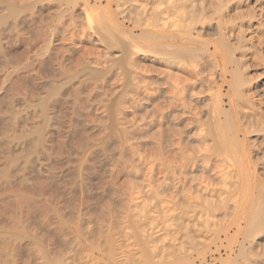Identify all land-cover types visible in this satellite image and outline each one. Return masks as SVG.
<instances>
[{
	"label": "bare ground",
	"instance_id": "bare-ground-1",
	"mask_svg": "<svg viewBox=\"0 0 264 264\" xmlns=\"http://www.w3.org/2000/svg\"><path fill=\"white\" fill-rule=\"evenodd\" d=\"M43 1L47 5L51 4V7L49 5L50 12H54V21L58 25L50 24L51 21L47 23V27L44 25L47 28L46 37L40 35V38L43 36L44 40L42 39L43 44L37 45L38 47L36 46L38 40L34 41L36 37L33 39V36L25 33L27 38L24 34L25 39L21 38V41L25 43L27 50H25L27 53L25 55L29 56H24L23 59L17 56V60L8 49L17 43L18 37L20 39L18 35L21 33L16 31L20 28H18L19 22L26 19L30 21L34 13L38 15L37 7L40 4L36 8L35 6ZM103 3L105 10L97 15L98 18L89 17L88 13L86 14L88 17L83 13H81L83 18L80 19V14L78 16L77 8L81 7L80 9L84 10L88 8L89 10ZM250 3L251 0H0V74L4 76L1 80L3 78L4 83L9 80L13 83L15 80L13 87L17 86L14 84L18 82L16 84L28 87V92L35 95V102L32 106L34 112L23 115L26 119L32 115L35 120L29 128L23 121L25 119L19 118L22 116H19L22 111L15 106V100L12 99L14 95L11 97L9 96L11 94L6 96L4 93V98L0 97V135H3L0 138V264H153L156 261L159 264L158 261L165 260L174 263L176 260L180 262L178 258L186 259L189 251L198 247L197 245L205 241L209 235L219 237L231 231L237 233L243 224L247 225L249 231H255L254 227L259 222L264 223V194L239 186V181L247 177V173L245 174L237 167L226 171L231 166L224 164L226 170L220 169L223 163L219 165L217 158L220 156L218 150L221 147L218 149L216 138L212 139L210 146H207L208 142V144L204 142L208 141L210 136L215 137V134L208 131L216 130L218 121L216 112L210 105L208 108L210 109L208 111L209 123L207 122L209 127L206 124L207 129H205L210 135L205 131V135L203 134L206 136L203 145L205 143L207 145L205 144L206 147L204 146L202 150L196 147L197 151L189 155L187 139L194 136H189L192 128L196 125L199 128L198 124L202 123H200V109L192 102V96L195 93L191 90L192 83L189 85L184 83L186 81H183L184 78L180 79L169 71L176 69L179 72L177 68L182 62L198 59L192 68L196 75L201 76L199 80L204 79H202L203 64L198 63L200 59L195 55V50L189 46L196 41L191 37L178 35L177 31L182 29L187 34L195 32L200 35L199 30L203 26L197 29L195 25L199 22L214 21L217 23H215L216 26L218 25L220 31L218 34H221L222 40L214 44L213 52L207 56L209 57L208 62L216 66L223 64L225 66L223 71L227 65H230L233 78L239 81V89L235 90L238 91L237 97L243 96L244 98L246 95L244 96L245 92L243 94L244 90L242 91L241 86L246 79L244 68L248 64L247 60L255 56L253 40L263 28L260 21L256 22V13ZM254 3L258 8L257 11L263 10L262 0H256ZM95 7L94 10H96ZM227 10L233 11V14L228 12L226 15L224 11L227 12ZM26 12L32 15L30 19L28 18L30 15ZM67 13H69L68 19L62 23L64 14ZM118 19L121 20V24L114 26L119 22ZM127 24L133 25V28L130 26V31L126 30ZM118 27L122 32H128V36L124 37L116 33ZM41 29L44 30V28ZM13 33L18 34V37ZM59 34L67 37L65 38L66 49H62L64 53L57 48V41L54 42L55 36ZM23 42L21 45L24 47ZM33 44L37 47L35 50L30 49ZM204 47H202L203 51L204 49L207 51L208 46ZM56 48L61 50V54L65 55L66 52L67 59L80 51L78 55L79 63H81L80 69L73 72L72 67L69 69L64 66L67 68L66 71L71 72L69 71L63 79L64 75L57 72L62 76L61 80H55V75L53 78L51 73L55 71V69L52 70L51 64L54 68L57 65L63 68L66 59L61 62L64 58L61 54L59 56L61 55L62 58H58L60 61L56 56L53 57L56 55ZM219 51L220 53L236 51L239 54L234 59L225 53L226 57H223L227 61L225 65L218 59ZM52 52L55 54L51 56ZM203 53L207 55L206 52ZM145 55H153L152 57L155 58L153 61L150 59V67H148L152 70L139 62V59ZM21 56L23 57V54ZM31 56L39 65L36 63L37 72L33 70L28 75L36 73L35 76L39 77L33 75V78L30 75L31 79L27 80L29 76H26L27 79L24 77L27 75L26 71L34 69L31 65L35 64L31 63L33 61ZM29 59L31 65L27 62ZM159 59L164 61V67L167 69H161L162 72L158 74L162 73L164 76L151 75L150 73L160 70L157 62ZM54 60L60 63L57 64ZM24 69L25 75H18L19 72L24 73ZM45 74H52V79L50 77L46 82L47 75ZM145 74L151 75H148V78L145 76L148 81L143 78ZM40 75L44 77L41 78ZM12 76H15L13 81ZM119 76L123 78L124 92L117 98L116 86H113L116 80L118 82L117 77ZM37 78H45L43 80L45 83ZM122 78L120 77L121 80ZM152 85L156 86V89L153 88L155 90H150ZM82 86H89L90 95L88 92L86 93L88 96L84 94L83 91L86 92V90ZM131 87L136 89V92L133 96L129 92V97L126 95L128 92L126 89L131 90ZM82 89L84 90L81 92ZM113 95L115 98H112ZM123 95H126L129 102L131 99L130 108L126 107L129 102L124 103L126 99ZM162 95L165 99L161 97ZM5 97L6 99L8 97L7 101ZM159 98L163 99L159 100ZM7 102L11 116L5 115L6 105L4 103ZM250 107L247 108L250 109ZM136 110L143 111L142 118L141 116L134 118ZM67 112L70 114V117L67 114L68 121L73 128L66 126L71 130L76 129L77 131L72 135L78 136L81 140L72 146L71 142H68L72 141L71 138L74 139L70 135L72 131L68 130L70 131L68 132L69 128L66 127V132L64 129L63 132V125L60 124V120L65 118ZM133 113L135 116L130 117ZM127 116L131 119L128 118V120ZM226 124L230 125L229 121ZM153 129L158 140L155 138L156 140L152 142L153 139L150 138H152ZM17 133L28 140L25 144H21L18 150L11 151L10 145L15 139L13 134ZM201 133L197 132L195 136L197 135L198 138L199 134L202 138ZM87 135L89 139L94 138L91 147L88 146H90L89 142H92L89 139V142H86ZM148 140L152 143L150 150L153 153L150 154L153 158L146 160L152 162L154 160L156 164L151 163V166L149 163L148 165L147 163L151 161L147 162L145 160L147 155L143 153V156H146L137 155L139 162L136 167H133V159H136L135 155L138 154L135 151L142 150L144 146L146 148L150 143L147 142ZM67 143H70L71 149L78 146L81 150H85V155L83 158L81 156L82 159L78 160L76 167L67 153ZM186 150L188 154L185 153ZM106 151H111L115 156L113 169L106 168L108 166L105 161ZM10 152L13 155L9 156ZM35 153L37 154L36 163L45 167V173L42 175L41 172H37L38 175L34 177L25 176L27 174L22 175V168L34 166L31 156ZM11 156H22L24 159L21 168H17L15 173L9 169L11 162L13 163ZM195 158H202L201 163L205 162L203 163L205 164L204 174L200 179L192 174L199 160ZM214 158L220 168L213 162ZM111 164L109 163V166ZM231 164L239 165L236 159ZM118 173L123 175L124 183L128 184L126 192L123 191L121 195L116 191L117 188H114ZM161 175L162 178H160ZM9 188L13 189L10 200L6 194ZM106 190L112 200L119 196L123 197L118 198L121 200V207L123 206V215L119 211L117 214L120 216L111 215L109 207L103 204L101 198ZM46 194L51 201L46 200L47 198L38 199ZM148 200L150 204H146ZM255 206H258L259 211ZM92 209L94 210L93 215H91ZM80 211L84 212L82 215L87 216L83 219L86 222L79 223ZM220 214L228 219L223 222V219L217 218ZM91 217L93 220L90 219ZM248 230L245 237L250 235V233L248 235ZM121 243L126 244L125 250L134 247L139 252V254L136 252L138 255L134 254L137 255L134 257L140 255L141 259L126 256L120 249ZM246 243L247 241H242L239 250L240 252L247 250L248 255L253 252V248L251 243L248 247ZM253 254L251 257H254ZM249 259L247 258L251 263L252 259ZM218 260L222 261V258L219 256Z\"/></svg>",
	"mask_w": 264,
	"mask_h": 264
},
{
	"label": "rangeland",
	"instance_id": "rangeland-1",
	"mask_svg": "<svg viewBox=\"0 0 264 264\" xmlns=\"http://www.w3.org/2000/svg\"><path fill=\"white\" fill-rule=\"evenodd\" d=\"M254 1H256V0H254ZM253 0H251V3H250V5L251 6H253V7H251V8H253V11L256 13V22L258 21V23H259V21H260V23H262L263 24V28L258 32V34H257V36H256V38L253 40V45L255 46V50H254V53H255V56L254 57H250V59H248L247 61L248 62H246V63H248L247 64V66H248V68H247V66H246V68H244V69H246L245 71H244V69H243V71H244V75H246L245 76V78L247 79H245V81H247L246 83H244V82H242V91H243V94H244V92H245V94H244V96L246 97H244L243 98V96L241 97V98H238L237 97V92L238 91H235V90H238L239 89V81L237 80V78L235 79V78H233V72L231 71L232 70V67L229 65H227L226 64V60L223 58V57H226V56H224V54L226 53H228L232 58H234V59H236L237 58V56H238V54H239V52L237 53L236 51L235 52H233V53H229V52H227V51H222V53H220V51H219V54H218V59H219V61L220 62H222V63H225V65H227L226 66V68H225V70L223 71V69H224V65L223 64H220V65H218V66H216V65H211L210 64V62H208V60H209V57H207V56H209V54H211L212 52H213V50H214V44L217 42V43H219L222 39V37H221V34H218L220 31H219V28H218V25L216 26V22H214V21H211V23L210 22H208V21H206V22H204V23H201V22H199V24L197 23L195 26H196V28L198 29L201 25L203 26V27H201V28H199V29H201V30H199V33H200V35H198L197 33H195V32H193V33H188L187 34V32L186 31H184V30H182V29H179L178 31H177V34L178 35H180V36H182V37H191L192 39H194L195 41H196V43H194V44H189V46H190V48H192L193 50H195V55H197L198 56V58L200 59V62H198L199 64H203L202 65V71H204V72H202V79L203 80H199V78L201 77H199L198 75H196V73L194 72V69L192 68L193 67V65H194V63L195 62H197L198 61V59H193V61H189V60H185L184 62H182V64H180V66H178V68L177 69H179L180 71L178 72V70H176V72H175V70L174 69H168L169 71H172V74H174L175 76H178L180 79H183L184 78V80L183 81H185L184 83H186V84H191V90L192 91H195V93H194V96H192V102L200 109L199 110V113H200V123L203 125H199L198 124V126H199V128H197V125L195 126V127H193L192 128V130H191V134H189V136L191 135V136H193V138H189V139H187L188 141H187V145H188V147H187V150L189 149V155L191 154L192 155V153L193 152H196L197 151V149H196V147H199V150L201 149H203L204 148V146L206 147V145L207 146H210L211 145V142H212V139L213 138H216V142H217V144L219 145L218 146V155H220L221 156V158H219L218 156V158L217 159H219L218 160V164L220 165V164H222L223 163V165H222V167L224 166V164H228L229 165V167L231 166V168H227V170H226V165L222 168H220V166L219 165H217V160L214 158V160H213V162L216 164V166H219V168L220 169H224V171L226 170V171H228V170H232L233 169V167H237L238 169H240L241 171H244V173L247 175V177H245V178H247V179H245V178H243V179H241L240 181H239V183H238V185L239 186H241V187H247V188H249V189H253L255 192H261V193H263L264 194V8H263V10L261 11H257V7H256V3H254L253 4V2H254ZM47 2V1H46ZM262 3H263V7H264V0H262ZM38 4H40L39 5V7H41V9H39V7H37L38 6ZM46 5V6H45ZM49 5H50V7H51V4H48L47 5V3H45V1H43V2H40V3H37L36 4V6H35V8L37 7L38 8V15L36 14V13H34V14H32V15H30V14H28L27 12H26V14H28V15H30V16H28V18L30 17L31 18V16H32V18H31V20L29 21L28 19H26L25 21H22L21 23L19 22V25L20 26H18V28L20 29H16V31H18L19 33H21L20 35H18V34H14V33H16V31L13 33L15 36H20V39H19V37L17 38L18 39V41H17V43L16 44H14L13 46H11L8 50L10 51L9 53L15 58V59H17V56L19 57H21L22 59L24 58V56H26L25 54H27L26 53V48H25V43L23 42V41H21L23 38L25 39V35L27 34H29V36L31 35V37L34 39L35 37H36V40L34 39V41H36L37 42V40H38V42H37V44H36V42L34 43V44H36V46L37 45H42L43 44V42H42V39L44 38L43 36H45L46 35V29L47 28H45V26L47 25L48 26V24H49V22L51 21V23L50 24H54L55 26H56V21H54L55 20V14H54V12H50V7H49ZM54 5V4H53ZM43 7V8H42ZM93 7V6H92ZM95 7V6H94ZM94 7H93V9H89L88 10V8L86 9V10H84V9H78L77 8V10H78V12L77 11H75V14H77L78 13V16H79V14H80V19L81 18H83L84 16L81 14V13H83V14H87L89 17H92L93 16V18H98L99 16H97L98 14L100 15V13L101 12H103L104 10H105V4L103 3V5H99V7L97 6V8H96V10H94ZM91 8V7H90ZM112 9L114 10V7H112ZM111 9V10H112ZM83 12H82V11ZM89 12H88V11ZM90 10H93V11H90ZM48 12H50V14L48 13ZM77 12V13H76ZM228 12H229V14H233V11H228L227 10V12L226 11H224V13L227 15L228 14ZM41 15H40V14ZM46 15H45V14ZM47 14H49V15H47ZM68 14V15H67ZM67 14H64L65 16V18L63 17V20H62V23L63 22H65V20L66 19H68V17H69V13H67ZM91 16H90V15ZM102 14V13H101ZM231 14V15H232ZM37 15V16H36ZM86 15V16H87ZM38 16H40V17H38ZM82 16V17H81ZM87 16V17H88ZM29 18V19H30ZM34 18V19H33ZM41 18V19H40ZM79 18V17H78ZM44 19V20H43ZM52 19H53V21H52ZM28 20V21H27ZM41 20V22H39ZM10 20H8V22H9ZM118 21L119 22H117V23H115L114 24V26H116L117 24L118 25H120L121 24V20L120 19H118ZM29 24H28V23ZM37 24H36V23ZM46 22V23H45ZM67 22V21H66ZM208 22V23H207ZM24 23V24H23ZM45 23V24H44ZM48 23V24H47ZM120 23V24H119ZM216 23V24H215ZM10 24V23H9ZM25 24H27V25H25ZM35 24L38 26V28H40V29H38L37 28V26H35ZM39 24V25H38ZM41 24V25H40ZM205 24V25H204ZM33 27H32V26ZM45 25V26H44ZM58 25V24H57ZM210 25V26H209ZM212 25V26H211ZM25 26V27H24ZM31 26V27H30ZM42 26V27H41ZM46 26V27H47ZM131 25L129 24H127V26H126V30H128L129 29V31L131 30V27L133 28V25L130 27ZM27 27H28V29H27ZM137 27V26H136ZM39 30H37V29ZM41 28H44V30L43 29H41ZM32 29H34L33 30V32H32ZM137 29H138V27H137ZM22 30V31H21ZM37 30V31H36ZM40 30L42 31H44V33H43V31L42 32H40ZM119 30V31H118ZM120 30L121 29H119V27H118V29H116V33H120L119 35H121V36H123L124 35V37L127 35V33L128 32H122V30H121V32H120ZM8 31V30H7ZM25 31V32H24ZM17 32V33H18ZM28 32V33H27ZM40 32V33H39ZM46 32V33H45ZM8 33V32H7ZM26 33V34H25ZM43 33V34H42ZM25 34V35H24ZM218 34V35H217ZM14 35H12V36H14ZM23 37H22V36ZM27 35H26V38H27ZM39 37H38V36ZM40 35H43V36H41V38H40ZM59 35H61V34H59ZM55 36V38H54V42L56 43V41H57V48H59V49H66V47H65V44H66V42H65V38L67 39V37H65V36H63V35H61V36ZM128 36V35H127ZM38 37V38H37ZM43 37V38H42ZM46 37V36H45ZM61 37H64V38H60ZM22 38V39H21ZM40 38V39H39ZM30 39V38H29ZM56 39V40H55ZM20 40V41H19ZM44 40V39H43ZM41 41V42H40ZM61 41V42H60ZM21 42V43H20ZM22 42H23V44H24V47H23V45H21L22 44ZM65 42V43H64ZM40 43V44H39ZM231 43H235V41L233 42V41H231ZM20 44V45H19ZM34 44L32 45V46H30V49L31 50H35V48H37L36 46H34ZM69 43H67V45H68ZM66 45V46H67ZM205 45H207L208 47H207V51L204 49V51H203V48L202 47H204ZM33 47V48H32ZM196 47H198V48H196ZM56 48V49H57ZM89 48V47H88ZM189 48V47H188ZM196 48V49H195ZM202 48V49H201ZM205 48V47H204ZM59 49H57V51H55V53H56V55H54L55 53L54 52H52V54H51V56L52 55H54L53 57H55L56 56V58L58 59H61L62 57H64L63 58V60H61V62H63L64 61V59H65V61H67V60H71V59H73V60H71L70 62H66L67 63V65H66V63H65V61H64V63H63V68L62 67H58V65L57 66H55V68H54V66H53V64H51L50 66H51V68H52V70H54L55 69V71L54 72H52L51 70V73L53 74H51L52 75V77L54 76V77H56L55 78V80L57 79V80H61V75H64L63 77H62V79L63 78H65V75L67 76V74H69V71H66V69L67 68H71V71H73V72H75L76 70H79L80 69V64L81 63H79V57H78V55H80L79 53H80V51H79V53L78 52H76V53H74L72 56H71V58H69V59H67V57H65L66 56V52H65V55L64 54H61L62 52H63V50H62V52H60L59 51ZM200 49V50H199ZM25 51V53H24V51ZM201 50H202V53H201ZM21 51L23 52V53H21ZM54 51V50H53ZM12 52V53H11ZM203 52H206L207 53V55H205V53H203ZM64 53V52H63ZM20 54V55H19ZM23 54V57L21 56ZM59 54H61V55H63L62 57H61V55L59 56ZM250 55H252V54H250ZM27 56H29V55H27ZM26 56V57H27ZM57 56H59V57H57ZM153 56V55H152ZM151 55L149 56V55H145V56H143L142 58H140L139 59V62H141L143 65H145V66H147V68L148 67H150V62L151 61H153L155 58H153ZM31 58H32V56H31ZM255 58V59H254ZM258 58V59H257ZM22 59H19V60H22ZM56 59V60H57ZM58 59V60H59ZM77 59H78V61H77ZM150 59H151V61H150ZM253 59H254V61H253ZM18 60V59H17ZM31 60H33V61H31V63L32 62H34L35 63V59L34 58H32ZM56 60H54L55 62H57ZM160 60V59H159ZM157 61L158 62V68H160V70L159 71H157V72H155V73H150L151 75H153V74H158L160 71H161V69L162 70H166L167 68H165L164 67V61H162V60H160V61ZM252 60V61H251ZM26 61V60H25ZM30 61V59L29 60H27V62H29ZM60 61V60H59ZM58 61V62H59ZM55 62H53L54 63V65H56V63ZM57 62V64H59ZM82 62V61H81ZM24 63H26V62H24ZM36 63L38 64V62L36 61ZM33 64L32 63V65L30 64V62H29V64L34 68V69H31V71H26V73H27V75H25V69H24V73H18V75H20V76H24L26 79H27V77L26 76H29L28 77V79L27 80H30L31 79V77H33V75H34V77H36L35 76V74L36 73H32V75L31 74H29L28 75V73L30 72H32L33 70L34 71H36L37 72V70H35V69H38L37 68V66L39 65H37V64ZM72 63V64H71ZM75 65H74V64ZM79 63V64H78ZM69 64V65H68ZM0 65H1V63H0ZM36 65V66H35ZM186 65V66H185ZM64 66H66L67 68H65ZM57 67V68H56ZM184 67V68H183ZM205 67V68H204ZM50 67H49V69H51ZM69 68V69H70ZM163 68H165V69H163ZM208 68V69H207ZM66 71V74L64 73L65 71ZM148 69H151L152 70V68H148ZM185 69V70H184ZM209 70V72H207ZM20 71H21V69H20ZM70 71V72H71ZM116 71H119V70H116ZM169 71H167V72H169ZM188 71H189V74H187L188 73ZM227 71V72H226ZM242 71V72H243ZM22 72H23V70H22ZM48 72V74H49V71H47ZM57 72H59V73H62L61 75H58L59 73H57ZM68 72V73H67ZM162 72V71H161ZM192 72V74H190ZM55 73H57V74H55ZM171 73V72H170ZM176 73V74H175ZM204 73H206L205 75H204ZM2 74H4L3 72H2ZM48 74H45V76L47 75V77H46V82L48 81L47 79L48 78H50L51 77V75H48ZM150 74H145L144 76H143V78H145L146 80H147V78L149 77V76H151ZM1 75V74H0ZM30 75H31V77H30ZM149 75V76H148ZM164 76L162 73L161 74H158V76ZM189 75V76H188ZM192 75V76H191ZM147 78H146V77ZM183 76V77H182ZM1 77H3L4 78V76L3 75H1L0 76V97L2 96V98H4L3 96H5V94L4 93H6V96H8L9 94H11V95H9V96H13L14 95V98H12L13 99V101L15 100V106L17 107V109L19 110V111H22L20 114H19V116L20 115H22L21 117H19V118H23V119H25V120H23L24 122H25V124L28 126L27 128H29L30 127V125L31 124H34L35 123V120H34V118H33V116L31 117H28V119H26V118H24L25 116H23L25 113H33L34 111H33V108L34 107H32L33 105H34V103L33 102H35V95L34 94H31V92H28V87L27 88H25L24 87V85L22 86H20V84H16V83H18V82H16L14 85H17V86H14L13 87V83L15 82V80H14V78H15V76H12L11 78H13L12 79V81L14 80V82L12 83L11 82V80H9L10 82H11V84H10V82L8 83V82H5L4 83V79L2 78V80H1ZM33 77V78H34ZM37 77H39V76H37ZM40 77H41V75H40ZM44 77V76H43ZM43 77H41V78H43ZM52 77L50 78V79H52ZM53 77V78H54ZM120 77L122 78V76H119V77H117L118 78V82H117V80H116V84L113 86V87H115L116 88V96H117V98L121 95V93L122 92H124V84H123V78H122V80L120 79ZM182 77V78H181ZM41 78H37V80H39V79H41ZM185 78H187V79H185ZM249 78V79H248ZM25 79V80H26ZM49 79V80H50ZM144 79V80H145ZM199 81H198V80ZM42 81L43 80H45V78L44 79H41ZM40 80V81H41ZM120 80V81H119ZM145 80V81H146ZM191 82H190V81ZM40 81H37V82H40ZM148 81V80H147ZM146 81V82H147ZM44 82V81H43ZM200 82H202V83H200ZM41 84H43L42 82H40ZM45 83V82H44ZM119 83V84H118ZM6 84H9V85H6ZM195 84V85H194ZM13 87H11V86ZM119 85V86H118ZM18 86H19V88H18ZM9 87V88H8ZM21 87V88H20ZM85 88V90H86V92L85 91H83L84 89H82L81 90V92L83 91L84 92V94L86 95V96H88L86 93L88 92V94H89V90H88V88H89V86H82V88ZM86 87H87V89H86ZM119 87V88H118ZM149 87V86H148ZM147 87V88H148ZM152 89H151V88ZM149 88H150V90H155L156 88V86L155 85H152V86H150ZM248 87V88H247ZM7 88H8V90H7ZM11 88V89H10ZM15 88V89H14ZM136 88V87H135ZM148 88V89H149ZM153 88H155V89H153ZM194 88V89H193ZM245 88H247V90L245 89ZM200 89H201V91H200ZM11 90V91H10ZM15 92H14V91ZM17 90V91H16ZM131 90H133V91H131ZM131 90H129V89H126V91H128V92H126V95H128L129 97H130V94L133 96L134 94H135V92H136V89H134V88H132L131 87ZM149 90V91H150ZM9 92V93H7V92ZM25 91V92H24ZM129 92H130V94H129ZM236 92V93H235ZM30 93V94H29ZM128 93V94H127ZM192 93V94H193ZM197 93V94H196ZM247 93V94H246ZM3 94V95H2ZM82 95H84L83 93H81ZM215 94V95H214ZM90 95V94H89ZM125 95V96H126ZM16 96V97H15ZM124 96V95H123ZM124 96V97H125ZM127 96V97H128ZM124 97H122L123 99H124ZM161 97H163L164 98V96L162 95ZM112 98H115V95H113L112 96ZM121 98V99H122ZM163 98H159V100L161 99H163ZM5 99H6V97H5ZM7 99H8V97H7ZM7 99H6V101H7ZM9 99H10V97H9ZM123 99H122V101H123ZM125 99L127 100L128 98H126L125 97ZM165 99V98H164ZM198 99V100H197ZM124 101V103H128L129 102V99L127 100V101ZM235 100V101H234ZM5 100H4V102H6ZM239 101V102H238ZM235 102V103H234ZM244 102V103H243ZM246 102H249V103H246ZM26 105H25V104ZM242 103V104H241ZM5 105H6V112L8 113H6L5 112V115H9V116H11L10 115V107L7 105L8 104V102L7 103H4ZM126 104H123L124 106L126 105ZM236 104H239V105H236ZM245 106H244V105ZM249 104H254V105H249ZM130 105V106H129ZM199 105V106H198ZM209 105H210V107L211 108H213L214 109V111L216 112V117H217V125H216V130H212V131H208V132H211L215 137H211L210 136V139L208 140V141H204V140H206V136H204L205 134H204V131H205V129H207V126L209 127V125H208V111L210 110V109H208V108H210L209 107ZM250 107V109L249 108H247L248 106ZM206 106V107H205ZM242 106V107H241ZM253 106V107H252ZM126 107H128V108H130L131 107V99H130V102L126 105ZM238 107V108H237ZM9 108V109H8ZM206 108V109H205ZM223 108V109H222ZM254 108V109H253ZM241 109H243V110H241ZM252 109H253V111H252ZM202 110V111H201ZM23 111H24V113H23ZM202 113H201V112ZM222 111H223V113H222ZM229 111V112H228ZM243 111V112H242ZM255 111V112H254ZM257 111H259V112H257ZM137 112V113H136ZM136 112H135V115H134V113H133V115L131 116L130 114V117H134V118H136V117H140L141 115H143L142 114V112L143 111H141V110H136ZM139 112V113H138ZM252 112V113H251ZM257 113H260V114H257ZM67 114H68V112L66 113V116H65V118H61L62 120H60L61 121V123L60 124H62L63 125V127H62V125H61V127H62V130L64 129L65 130V132H66V129L67 128H69L68 126H66V125H69L70 126V128L72 129L73 128V126H71L70 125V123H69V121H68V119H69V117H70V114H68V116H67ZM132 114V113H131ZM226 114V115H225ZM251 114V115H250ZM65 115V114H64ZM222 115V116H221ZM259 115H260V117H259ZM244 116V117H243ZM258 116V117H257ZM68 117V118H67ZM129 116H127V119L129 118V119H131ZM141 118H142V116H141ZM141 118H138L139 120L141 119ZM242 120H241V119ZM262 118V119H261ZM11 119V118H10ZM128 119V120H129ZM137 119V118H136ZM206 119V120H205ZM12 120V119H11ZM67 122H66V121ZM225 120H226V122L227 121H229V123H230V125H227L226 124V122H225ZM244 120V121H243ZM65 122L64 124H63V122ZM243 121V122H242ZM208 122V123H207ZM67 123H69V124H67ZM206 124H207V126H206ZM210 124H212V123H210ZM215 125V124H214ZM213 125V126H214ZM200 126H202V127H200ZM225 126V127H224ZM230 126V127H229ZM67 127V128H66ZM67 129V131L68 130H70V131H72V133L70 134V135H72L74 132H76L77 130L76 129H74V130H71V129ZM210 128H211V125H210ZM229 128V130H227ZM198 131H197V130ZM200 129V130H199ZM64 130H63V132H64ZM211 130V129H210ZM70 131H68V132H70ZM196 131V132H195ZM200 131H202V133L200 132ZM207 131H205V133H207V134H209L210 135V133H208ZM227 131H228V133H227ZM152 133V138H150L151 140H152V142L154 141V139L156 138V137H158L156 134H155V132H154V129L151 131ZM201 133L202 134V138H203V140H202V138H200V136H199V134H198V138L195 136V134L196 133ZM215 132V133H214ZM216 132H218L217 133V135H216ZM64 134H67V133H64ZM204 134V135H203ZM89 135V134H88ZM86 136L87 138H86V142H89V140L92 142V143H90L89 142V145L90 146H88V147H91V145H93V137H91V138H93V139H89L90 137L89 136H93V135H89V136ZM154 135H155V137H154ZM13 136H15V139H14V141H13V143H11V145H10V147L12 148H10L11 149V151H13V150H18L19 148H20V146H22L21 144H25L26 143V141L28 140V139H25V137L24 136H22V135H20L19 136V134L17 133L16 135H14L13 134ZM18 136V137H17ZM73 136V135H72ZM150 136V137H151ZM218 136V137H217ZM3 137V135H0V138H2ZM74 137V136H73ZM89 137V138H88ZM205 137V138H204ZM17 138V139H16ZM20 138V139H19ZM79 137L77 136V137H74V139L73 138H71V140L72 141H68V142H71V146L75 143V142H78V141H81L80 139H78ZM200 138V139H199ZM208 138V137H207ZM78 139V140H77ZM89 139V140H88ZM157 139V138H156ZM155 139V140H156ZM17 140V141H16ZM158 140V139H157ZM201 140V141H200ZM21 141V142H20ZM74 141V142H73ZM208 142L206 145L204 144L203 145V143L204 142ZM15 142V143H14ZM73 142V143H72ZM147 142H150V140H148ZM189 142V143H188ZM202 143V144H201ZM16 144V145H15ZM68 144V143H67ZM150 144H152L151 142L150 143H148V147L146 146V148H145V146H144V150L142 149V150H139V151H135L136 153H138V154H136L135 155V158L136 159H133V163H132V165H133V167H136V165H138V163L137 162H139L138 161V159L137 158H139V156L140 155H142V157H145L146 155H147V157H148V155L152 152L151 150H150V146H151V148H152V145H150ZM217 144H215V145H217ZM69 146H70V143L68 144ZM67 145V148H66V150H68V154H69V157H70V159H71V161L73 162V165L75 166L76 165V163L78 162V160L79 159H82L83 158V156L85 155V150L83 151V150H81L78 146V148L79 149H77V147L76 146H74L72 149H71V146L69 147ZM76 145V144H75ZM200 145V146H199ZM203 147H202V146ZM14 146H16V147H14ZM19 146V147H18ZM202 147V148H201ZM15 148V149H14ZM75 148V149H74ZM149 148V149H148ZM70 149V150H69ZM73 149H74V151H73ZM77 149V150H76ZM150 150V151H149ZM187 150L185 151V153H187ZM79 151H80V153H79ZM82 151V152H81ZM140 151H145V152H140ZM82 153V154H81ZM111 153V154H110ZM139 153H141V154H139ZM146 154L145 156H143L144 154ZM149 153V154H148ZM153 153V152H152ZM187 153V154H188ZM9 154V156H10V154L11 155H13V153L12 152H10V153H8ZM81 154V155H80ZM106 155V164L109 166V163L111 164L109 167L107 166L106 168H110V169H113L114 167H113V165H114V163H113V161L115 162V160H114V155H113V153L111 152V151H106V153H105ZM228 154V155H227ZM113 155V156H112ZM137 155H139V156H137ZM81 156H82V158H81ZM112 156V157H111ZM223 156V157H222ZM79 157V158H78ZM145 158V160L146 159H149L150 157H151V154L149 155V157L148 158ZM226 157H228V158H226ZM11 159H12V161H13V163L11 162V164H10V166H9V169H10V171L11 172H13V173H15L16 172V169L17 168H21L20 166L22 165V162L24 161V159H22L23 157L22 156H11L10 157ZM31 158L33 159V162H34V166L32 167V168H29V167H27V168H22V175H25V174H27V175H25V176H27L28 177V175H29V177H34V176H36V175H38L37 174V172H41V174L43 175V173H45V167H41V166H39V164L38 163H36V158H37V154L35 153V154H33L32 156H31ZM78 158V159H77ZM152 158H153V156L150 158L151 160H152ZM155 158V157H154ZM196 159V158H195ZM199 159V160H198ZM202 160V158H197L196 160H198V164L195 166L196 168L193 170V172H192V174L195 176V178H197V179H200L201 178V176L204 174V166H205V164H203V163H205V162H203V163H201V160ZM224 159V160H223ZM235 159H236V161L239 163V165H237V164H231V162H235ZM77 160V161H76ZM151 160H146L147 162L148 161H151ZM216 160V161H215ZM221 160H223V161H221ZM14 161H16L15 163H14ZM199 161H200V163H199ZM72 162L70 163L71 164V167L73 166L72 165ZM137 164H136V163ZM154 162V163H153ZM153 162L151 161V162H148L147 164L149 165V163H150V165H151V163H152V165H154V164H156V162L153 160ZM225 162V163H224ZM39 167H38V166ZM116 165V164H115ZM151 165V166H152ZM70 166V165H69ZM151 166H149V167H151ZM76 167V166H75ZM228 167V166H227ZM23 172H24V174H23ZM20 175H21V173H20ZM160 178H162V175H161V177ZM124 177H123V175H121V173H118V177H117V179H116V182H115V185H114V188H117V192H120V193H118V194H122L123 193V191H125V190H127L126 188L128 187L127 185V183L125 184L124 183ZM162 180V179H161ZM118 186V187H117ZM118 189H119V191H118ZM12 190L13 189H8V192L6 193L7 194V197H8V200H10V196L12 195ZM120 190H122V191H120ZM126 192V191H125ZM105 193V194H104ZM103 194L104 195H102V198H101V201L103 202V204H105V206H108L109 208V210H110V212H112L111 213V215H113V216H120V214L121 215H123L122 213L124 212V210L122 209V207H121V200L119 199L118 200V198H123L122 196H119L118 194V198H116V199H111V197H109V195L107 194L108 193V191L106 190L105 192H104ZM45 196V197H44ZM44 196H40V197H38V199H46V200H48V201H51V199H50V197L46 194V195H44ZM48 196V197H47ZM108 198H110V199H108ZM105 200H107V201H105ZM111 202H110V201ZM107 202V203H106ZM111 203V205H110V203ZM117 202V203H116ZM114 203V204H113ZM151 202H150V200H148L147 201V203L146 204H150ZM119 204V205H118ZM116 206V207H113V206ZM256 207V206H255ZM258 207V206H257ZM256 207V208H257ZM111 208V209H110ZM116 208V209H115ZM121 208V209H120ZM81 209H83V208H81ZM93 210V209H92ZM123 210V211H122ZM257 210H258V208H257ZM118 211L120 212V214H117L118 213ZM259 211V210H258ZM93 213H94V210L91 212V215H93ZM82 214H84V212H82V211H80L79 212V223H83V222H86V221H84L83 219L84 218H86L87 216H85V215H82ZM81 215V216H80ZM259 215V214H258ZM217 218H221V219H223V222H225V220L226 219H228V217H224L223 218V216L220 214ZM91 220H93V218L91 217L90 218ZM220 219V220H221ZM262 220V219H261ZM91 225H93V223L91 224ZM253 229V228H252ZM256 229V230H255ZM247 225L246 224H243L242 225V227H241V230H239V232H237V233H234L233 231H231V232H229L227 235H221V236H219V237H215V236H212V235H209V237L207 236L206 238H205V241H203V242H201V243H199V245H197L198 247H195L193 250H190L189 251V254H187V257H186V259H184V258H178V259H180V262H178V260H176V262H174V263H176V264H264V223H263V221H261V222H259L255 227H254V230L255 231H252V230H248V235H249V233H250V235L249 236H246L245 237V234L247 233ZM251 232H252V235H251ZM261 232V233H260ZM209 240H208V239ZM252 238H254V239H252ZM247 241V243L245 244L247 247H248V244H250L251 243V247L253 248V252L251 253V254H248L250 257H248V255H247V250H244V251H241L240 252V250H239V248L241 247V242L242 241ZM253 240V241H252ZM24 241H27V240H24ZM207 241V242H206ZM205 242V243H204ZM259 244V245H258ZM123 246V247H122ZM245 246V247H246ZM122 247V248H121ZM127 246H126V244L125 243H121L120 244V249H122L123 250V253L126 255V256H128V257H130V256H133L132 257V259H134L135 257L134 256H137L138 254H139V252L134 248V247H130V248H128V250L126 249L125 250V248H126ZM137 247V246H136ZM246 247V248H247ZM256 249V250H255ZM247 251V252H246ZM256 251H258L257 253H256ZM136 252H138V254L136 253ZM246 254H245V253ZM239 253V254H238ZM243 253V254H242ZM253 253H256V254H253ZM132 254V255H131ZM134 254H137V255H134ZM242 254V255H241ZM252 254L254 255V257H251L252 256ZM189 255H191V256H189ZM244 255H246L244 258L242 257V256H244ZM219 256L222 258V261H217V257H218V259H219ZM137 259L138 258H140V255L138 256V257H136ZM135 258V259H136ZM237 258V259H236ZM243 258V259H242ZM247 258L249 259V258H251V259H249V260H251L252 262L250 263V261L248 262V260H247ZM130 260V262H131V258H129ZM141 259V258H140ZM213 259V260H212ZM216 259V261H214ZM245 260H246V262H245ZM170 261V260H169ZM169 261H158V262H160V263H163V264H174V263H171V262H169ZM214 261V262H213ZM254 261V262H253ZM178 262V263H177ZM182 262V263H181ZM205 262V263H204ZM213 262V263H212ZM234 262V263H233ZM159 263V264H160ZM152 264V263H151ZM153 264H158L157 263V261L156 262H153Z\"/></svg>",
	"mask_w": 264,
	"mask_h": 264
}]
</instances>
